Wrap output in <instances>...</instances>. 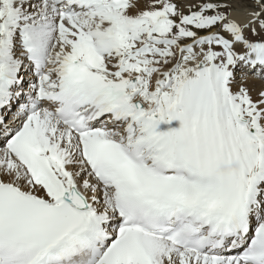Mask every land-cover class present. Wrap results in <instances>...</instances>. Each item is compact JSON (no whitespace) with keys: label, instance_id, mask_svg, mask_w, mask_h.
<instances>
[{"label":"snow or ice","instance_id":"6c2138e0","mask_svg":"<svg viewBox=\"0 0 264 264\" xmlns=\"http://www.w3.org/2000/svg\"><path fill=\"white\" fill-rule=\"evenodd\" d=\"M0 264H264V0H0Z\"/></svg>","mask_w":264,"mask_h":264},{"label":"bare ground","instance_id":"6f19581e","mask_svg":"<svg viewBox=\"0 0 264 264\" xmlns=\"http://www.w3.org/2000/svg\"><path fill=\"white\" fill-rule=\"evenodd\" d=\"M237 18H238V19H243V17H242V16H240V15H237Z\"/></svg>","mask_w":264,"mask_h":264}]
</instances>
